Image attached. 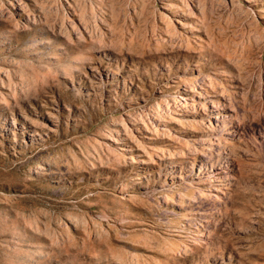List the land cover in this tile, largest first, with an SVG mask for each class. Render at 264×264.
<instances>
[{
	"label": "rangeland",
	"instance_id": "rangeland-1",
	"mask_svg": "<svg viewBox=\"0 0 264 264\" xmlns=\"http://www.w3.org/2000/svg\"><path fill=\"white\" fill-rule=\"evenodd\" d=\"M0 264H264V0H0Z\"/></svg>",
	"mask_w": 264,
	"mask_h": 264
}]
</instances>
